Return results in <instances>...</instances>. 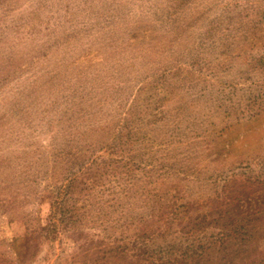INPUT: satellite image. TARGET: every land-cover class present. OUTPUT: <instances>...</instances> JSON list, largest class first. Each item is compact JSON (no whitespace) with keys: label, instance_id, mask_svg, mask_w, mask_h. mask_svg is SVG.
<instances>
[{"label":"rangeland","instance_id":"374dc122","mask_svg":"<svg viewBox=\"0 0 264 264\" xmlns=\"http://www.w3.org/2000/svg\"><path fill=\"white\" fill-rule=\"evenodd\" d=\"M0 264H264V0H0Z\"/></svg>","mask_w":264,"mask_h":264}]
</instances>
